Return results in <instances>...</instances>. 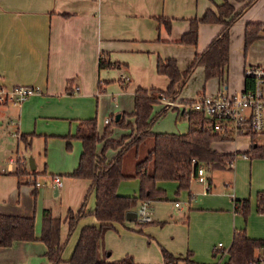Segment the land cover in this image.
I'll list each match as a JSON object with an SVG mask.
<instances>
[{"label":"crops","instance_id":"obj_1","mask_svg":"<svg viewBox=\"0 0 264 264\" xmlns=\"http://www.w3.org/2000/svg\"><path fill=\"white\" fill-rule=\"evenodd\" d=\"M223 1L0 0V87L32 86L38 90L20 105L0 104V214L34 215L35 235L39 238L43 212L51 209L62 220L61 264H69L81 229L100 225L92 213L96 205L95 191L90 189L92 181L70 176L83 150L79 139L69 137L75 133L78 120L97 116L102 133L107 119L134 111L136 89L166 90L170 79L157 72L158 59L175 58L179 69L185 71L195 54L205 50L223 26L218 22L200 23L196 45L179 40L189 31L191 19H200L207 10L217 11ZM229 1L236 11L244 5L238 0ZM168 21L170 29L166 27ZM249 22L264 25V0H256L231 28L226 85L230 93L243 89L246 65L264 62L255 57L242 59ZM101 55L121 65L99 68ZM213 81L218 88L211 94L220 88L219 80L206 81L205 67L198 66L177 99L194 100L200 93H209L206 85ZM174 110L177 122L180 119L187 123L183 132L152 130L185 133L188 120ZM134 121V116L125 119V123ZM22 134H33L31 150L21 141ZM134 134L133 128L115 126L111 138L121 140ZM40 140L46 145V150L42 145L46 158H41V151L33 157ZM251 144L252 140L244 136L215 141L211 146L219 152L237 153L247 151ZM103 145H97L98 155ZM117 153V149L109 148L105 156L111 160ZM244 154L239 153L233 165H207L209 189L194 178L190 189L177 193L176 181H159L166 195L151 201L152 221L138 222L131 215L136 206L123 223L115 222L105 231L99 242V257L118 261L131 256L136 264H164L163 246L181 258L190 251L196 264H219L228 260L227 251L236 230L245 229L250 237L264 239V212L257 208V193L264 190V157ZM30 156L39 186L19 183L14 174L17 159L28 160ZM56 175L62 177L59 186L53 180ZM41 177L43 181L38 180ZM138 191L139 179L128 178L119 184L121 195H137ZM182 193L186 203L177 207L175 197ZM246 198L250 200V213L244 217L236 210V200ZM85 199L89 213L69 234L67 212H77ZM164 201H174L177 211L163 212ZM46 251L39 239L18 240L9 247H0V264H50Z\"/></svg>","mask_w":264,"mask_h":264},{"label":"trees","instance_id":"obj_2","mask_svg":"<svg viewBox=\"0 0 264 264\" xmlns=\"http://www.w3.org/2000/svg\"><path fill=\"white\" fill-rule=\"evenodd\" d=\"M244 2L243 7L236 11L229 0L217 5V11L207 10L200 18L191 19L190 29L179 43L196 45L199 37V24L218 22L222 24L221 31L211 41L205 50L197 52L194 59L185 71H181L175 58L157 61V72L170 79L166 90L157 88L139 87L135 91V107L131 114H122L119 120L114 118L104 127L102 133L98 129L97 116L78 120L74 134L69 137L79 139L83 150L77 167L70 176L87 178L91 182V190L96 194V205L92 212L100 221V225H88L81 229L78 242L69 264H136L133 257L126 256L118 261L103 260L99 257V242L107 229L113 223H123L130 211L145 200L155 201L162 199L166 191L158 186L159 181H176L177 193L190 189L196 177L197 166L193 159L203 161L206 165L226 167L234 162L239 153L249 157H264V142H252L245 152H219L212 148L215 141H227L229 138L214 131L212 121L206 115L196 110L187 113L188 130L185 133L154 132V123L169 109L164 106L154 113V105L161 96L177 97L192 73L198 66L205 67V80L218 78L220 86L227 85L230 62L231 28L235 22L250 8L256 0H238ZM164 21L163 17H160ZM170 29V22H165ZM263 28L261 23L249 22L245 29V49L254 40L261 37ZM113 63L104 55L99 57V68L120 66ZM103 86L99 85V91ZM188 102L191 100H187ZM134 116V123H125L127 116ZM115 126L133 128V136L125 135L121 140L111 138ZM33 134L20 136L26 149L31 147ZM152 139V146L147 155L138 160L132 174L124 172L125 154L132 148L138 154L140 147L146 140ZM104 142L102 154H97V145ZM117 149L118 153L111 160H107L105 153L109 149ZM26 158H18L14 174L19 183L35 185L38 172L29 170ZM128 178L139 179L137 195H121L118 192L119 184ZM36 192V189L34 190ZM258 211L264 212V190L257 193ZM236 210L247 217L250 213V200H236ZM86 199L81 208L75 212L69 209L66 221L69 225V234L77 227L78 221L85 216ZM62 220L55 217L51 209H45L42 220V233L39 238L35 235V216L0 214V247H9L15 241H33L39 239L45 243V253L50 264L63 262V247L60 230ZM228 260L224 264H249L264 252V239L252 238L245 229H238L233 235V241L228 249ZM164 264H196L189 255L185 258L176 257L167 249L162 248Z\"/></svg>","mask_w":264,"mask_h":264},{"label":"built area","instance_id":"obj_3","mask_svg":"<svg viewBox=\"0 0 264 264\" xmlns=\"http://www.w3.org/2000/svg\"><path fill=\"white\" fill-rule=\"evenodd\" d=\"M123 78L128 77L124 75ZM244 79L243 89L235 93H230L225 86H220L215 93H200L189 102L177 101L169 96H161L159 102L176 109L178 114L186 118L190 110L201 112L210 118L214 131L229 140L246 136L252 142L259 144L256 138L261 136L264 139V62L246 66ZM37 91L32 86L0 87V104L20 105ZM110 121L111 119L106 120L107 123ZM192 163L197 166L195 178L206 184L209 189L206 163L197 159H193ZM230 165H233V162ZM53 180L57 186L62 184L61 176L56 175ZM35 185L39 186L40 182L36 181ZM175 205L181 207V202L177 200ZM131 213L140 223L151 222V201L141 202ZM221 246L222 243L219 244V247ZM251 264H264V252L260 253Z\"/></svg>","mask_w":264,"mask_h":264},{"label":"rangeland","instance_id":"obj_4","mask_svg":"<svg viewBox=\"0 0 264 264\" xmlns=\"http://www.w3.org/2000/svg\"><path fill=\"white\" fill-rule=\"evenodd\" d=\"M260 35H261V37L254 40L252 43H250L246 49H245V45L243 43V52H241L242 53V59L244 57H245L244 59H246V57H248V58L255 57V58H257V60H264V27L262 28ZM238 58H240V54H238ZM246 66H249V65H246ZM217 88H218V84L215 81L209 82L206 85V90H207V92H209L208 94H211L210 92L213 91L214 89H217ZM169 97H172V96L169 95ZM177 98H178V96L175 97V99L177 101H180ZM163 107H164L163 103H161V102L156 103L154 105V113L160 111ZM178 121L179 122H177V119H176V111L173 108H169L166 111V113L163 114L154 123L153 129H154V131H177V132L180 131V132H183L185 130V128H187V123L185 120L179 119ZM256 140L259 144H262L264 141L263 137H261V136H258L256 138ZM238 142H240V139L238 140ZM241 143L244 144V141L240 142V144ZM42 145H43V141L40 140V145L38 144V147H39L38 150H35V148H34L32 151L33 157L39 156L38 155L39 151H41V155H40L41 158L45 157L44 149L42 152ZM151 145H152V139L146 140V142L139 149L138 157L136 156V149H134V148L130 149L127 152V154L125 156V160H124V172L126 174L134 172L135 163L147 155L148 150L150 149ZM45 146L46 145H43V147H45ZM31 147H32V145H31ZM31 147L28 150H31ZM13 150H14V153H16V146L13 148ZM45 150H46V147H45ZM239 157L242 158L241 156H239ZM249 159H251V158H249ZM26 164L29 168V161L27 159H26ZM38 180L43 181V178L41 177ZM169 182H173V181H169ZM170 184H173V183H170ZM184 196H185V193H182L181 196H177L175 198L180 200L181 203L184 205L186 203L184 200ZM169 209H173V210L177 209V208H174V201H171V202L170 201H164L162 203V211L163 212H167V211H169ZM162 248H164V247L160 246L161 253H162ZM219 264H224V263H219ZM249 264H251V263H249Z\"/></svg>","mask_w":264,"mask_h":264},{"label":"water","instance_id":"obj_5","mask_svg":"<svg viewBox=\"0 0 264 264\" xmlns=\"http://www.w3.org/2000/svg\"><path fill=\"white\" fill-rule=\"evenodd\" d=\"M119 118H120V114H117L116 117H115V120H119ZM28 161H29V167H30V169L31 170H35L36 165L34 163L33 157L30 156L29 159H28Z\"/></svg>","mask_w":264,"mask_h":264}]
</instances>
